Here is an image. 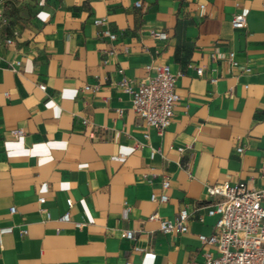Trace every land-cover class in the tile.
<instances>
[{"label": "crops", "instance_id": "0c3cea01", "mask_svg": "<svg viewBox=\"0 0 264 264\" xmlns=\"http://www.w3.org/2000/svg\"><path fill=\"white\" fill-rule=\"evenodd\" d=\"M30 3L0 15V228L13 227L0 238V264H203L215 248L199 236L217 221L207 186L264 187V0ZM237 13L247 18L242 30L232 26ZM103 17L117 40L101 37L94 20ZM151 30L168 39L145 42ZM165 64L180 100L159 134L119 83ZM164 193L166 203L151 200ZM184 208L189 231H161L160 220L175 222Z\"/></svg>", "mask_w": 264, "mask_h": 264}, {"label": "built area", "instance_id": "2783aa9c", "mask_svg": "<svg viewBox=\"0 0 264 264\" xmlns=\"http://www.w3.org/2000/svg\"><path fill=\"white\" fill-rule=\"evenodd\" d=\"M135 6L141 8L142 2H136ZM204 8V6H202ZM107 18H96L94 25L104 27L101 37L117 40L118 36L107 27ZM247 25L246 15L237 13L232 19L234 29L242 30ZM168 34L160 30H151L143 37L145 42L166 41ZM8 44L12 40H7ZM111 53V52H110ZM1 60V55H0ZM229 60L233 67H239L236 54L231 52ZM21 63H18L20 65ZM148 70H154V77H147L138 83L130 80H122L119 86L123 92L131 97L132 108L139 118L146 124L157 130L159 134L170 126L174 117V109L180 100L177 92V75L169 65H150ZM203 69H197L198 75H203ZM216 82V80H212ZM46 90L45 85L40 86ZM85 90L97 92V87L86 86ZM122 113V110L119 111ZM87 124V121L84 122ZM11 135L20 138L26 135L25 130L15 129ZM180 152L184 148L178 149ZM243 149L239 148L238 152ZM155 151L152 153L154 157ZM262 170L264 178V153L262 158ZM170 187V182L165 179L163 189L166 191ZM151 200L156 203H166L168 196L164 193L160 198L153 194ZM46 199L39 198V203L44 205ZM205 202L208 204V215L216 217L217 221L211 235H200L199 239L204 245L215 248V252L206 251L204 253L203 264H264V187L261 189L249 188L244 182L217 183L206 188ZM67 205L71 209L74 201L69 198ZM42 212L50 219L49 212L42 208ZM130 209H124V216L127 217ZM11 214L16 213V207L10 209ZM190 213L187 208L180 210L175 222L171 220H160L158 213L150 216V220H160V229L166 234L187 233L189 231L188 220ZM62 222H70V211L61 217ZM77 227H82V223H77ZM13 227L0 228V238L2 235L11 233ZM26 233V231L24 232ZM123 238L134 239V232L127 230L123 233ZM125 264H139L127 261Z\"/></svg>", "mask_w": 264, "mask_h": 264}, {"label": "rangeland", "instance_id": "374dc122", "mask_svg": "<svg viewBox=\"0 0 264 264\" xmlns=\"http://www.w3.org/2000/svg\"><path fill=\"white\" fill-rule=\"evenodd\" d=\"M31 1L35 0H0V10L3 9L2 17L9 15L10 12L17 13L19 10L28 9ZM5 8V9H4Z\"/></svg>", "mask_w": 264, "mask_h": 264}]
</instances>
